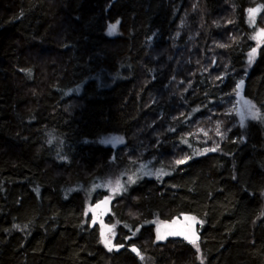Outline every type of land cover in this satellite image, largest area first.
<instances>
[{"label":"trees","instance_id":"1","mask_svg":"<svg viewBox=\"0 0 264 264\" xmlns=\"http://www.w3.org/2000/svg\"><path fill=\"white\" fill-rule=\"evenodd\" d=\"M255 28L264 0H0V264H264ZM239 83L258 109L244 125ZM139 163L169 173L117 195L109 252L85 192ZM182 215L201 223L195 243H156L150 223Z\"/></svg>","mask_w":264,"mask_h":264},{"label":"rangeland","instance_id":"2","mask_svg":"<svg viewBox=\"0 0 264 264\" xmlns=\"http://www.w3.org/2000/svg\"><path fill=\"white\" fill-rule=\"evenodd\" d=\"M260 10L261 7L258 6L248 11V23L250 27L253 28L255 17ZM253 31L256 43V46L253 49L257 50L264 41V30L255 28ZM115 33V31L111 34L109 32L110 35H114ZM253 49H251L246 56L247 63H251L255 59L256 51L253 53ZM250 53H252L251 62L249 58ZM238 85L235 91L233 109L238 123L244 125L257 118L258 109L252 101L243 96L242 83H239ZM102 142L104 145L116 149L123 144V138L117 135L106 136L103 138ZM183 162L184 161L181 163ZM145 164L146 163L133 164V169L128 167L127 170H122L111 177L97 179L91 183L88 191L86 190L85 192L84 215L86 219L89 217V226L97 228L100 233V244L109 252L117 251L121 248L120 245L114 243L119 224L114 220L112 207L117 195L125 192L128 187L134 185L141 176L163 177L169 173L167 169H164L159 165L157 166L150 163ZM100 193H106L107 195L96 200ZM102 212H105V216H102ZM109 218L112 220L111 222H108ZM150 224L153 225L154 241L156 243L164 242L170 238H184L186 240L195 239L197 235V227L201 225L200 221L196 218L185 215L176 217L170 222L154 220Z\"/></svg>","mask_w":264,"mask_h":264},{"label":"snow or ice","instance_id":"3","mask_svg":"<svg viewBox=\"0 0 264 264\" xmlns=\"http://www.w3.org/2000/svg\"><path fill=\"white\" fill-rule=\"evenodd\" d=\"M116 27H117L116 25H110V28H109V32H110V34L116 30ZM221 47H223V45H221ZM255 51H256L255 49L252 50L253 53H254ZM249 58H250V62H251V59H252V53L249 54ZM238 87H239V85H238ZM211 150H214V149H211ZM181 162H182V161H177V163H181ZM189 242H190V243H195L194 240H190ZM134 250H135V249H134ZM197 250H199V249H197ZM202 264H203V262H202Z\"/></svg>","mask_w":264,"mask_h":264},{"label":"water","instance_id":"4","mask_svg":"<svg viewBox=\"0 0 264 264\" xmlns=\"http://www.w3.org/2000/svg\"><path fill=\"white\" fill-rule=\"evenodd\" d=\"M102 216H105V212H102ZM134 249H135V250H134ZM129 250H130L134 255H137V253H138L137 249H136L134 246L130 247Z\"/></svg>","mask_w":264,"mask_h":264}]
</instances>
